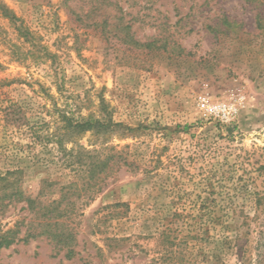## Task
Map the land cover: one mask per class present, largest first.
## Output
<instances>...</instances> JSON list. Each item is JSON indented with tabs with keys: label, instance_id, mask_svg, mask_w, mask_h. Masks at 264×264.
Masks as SVG:
<instances>
[{
	"label": "rangeland",
	"instance_id": "1",
	"mask_svg": "<svg viewBox=\"0 0 264 264\" xmlns=\"http://www.w3.org/2000/svg\"><path fill=\"white\" fill-rule=\"evenodd\" d=\"M55 106L122 124L74 139L134 167L72 199L73 260L40 238L0 264H264V0H0V173L24 160L33 196L88 181L32 136Z\"/></svg>",
	"mask_w": 264,
	"mask_h": 264
},
{
	"label": "trees",
	"instance_id": "2",
	"mask_svg": "<svg viewBox=\"0 0 264 264\" xmlns=\"http://www.w3.org/2000/svg\"><path fill=\"white\" fill-rule=\"evenodd\" d=\"M19 31L25 38L30 34L26 29L21 28ZM135 43L141 46L138 42ZM54 113L51 124L47 126V129L52 126L53 131L45 134V129L41 128L32 136L54 145L57 157L54 164L60 169L81 172L88 175V181L80 186L74 181L62 183L59 179L44 180L39 193L33 196L27 191L23 179L24 160H19L14 169L0 173V214L5 216L19 206V212L27 214L20 217L13 227L3 228L0 225V252L14 245L29 244L31 241L45 238L59 251H66L67 260H73L77 255L74 250L77 231L72 223L76 217L81 216L82 209L78 208L72 199L94 201L106 186L110 172L115 167H134V163L115 148L89 150L74 139L75 136L85 133L122 132L125 130L122 124L115 123L112 118L97 119L92 115L76 119L73 113L58 110L56 106ZM68 145L72 146L69 148ZM46 190L49 192L46 193Z\"/></svg>",
	"mask_w": 264,
	"mask_h": 264
},
{
	"label": "built area",
	"instance_id": "3",
	"mask_svg": "<svg viewBox=\"0 0 264 264\" xmlns=\"http://www.w3.org/2000/svg\"><path fill=\"white\" fill-rule=\"evenodd\" d=\"M212 111L217 113L218 115H223L224 117H226L230 114L231 109L225 104H218L212 108Z\"/></svg>",
	"mask_w": 264,
	"mask_h": 264
}]
</instances>
